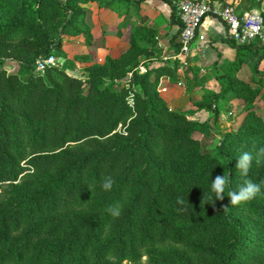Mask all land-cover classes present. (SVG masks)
Returning a JSON list of instances; mask_svg holds the SVG:
<instances>
[{"label": "trees", "instance_id": "trees-1", "mask_svg": "<svg viewBox=\"0 0 264 264\" xmlns=\"http://www.w3.org/2000/svg\"><path fill=\"white\" fill-rule=\"evenodd\" d=\"M87 1L0 0L8 7L0 13V264H136L143 256L148 264H264V161L246 178L236 168L243 152L264 146V123L251 110L264 82L236 75L248 54L264 57V43L228 38L235 58L193 113L238 97L247 114L207 149L209 122L170 109L157 90L161 76L179 79L181 62L138 69L141 57L161 53L147 25L131 30L120 56L86 65L85 78L66 65L34 71L39 58L65 55L63 35L91 40ZM165 1L177 14L179 0ZM263 1L239 0L238 8ZM6 59L25 75L8 72ZM217 175L230 180L223 200L211 191ZM106 176L115 181L108 192ZM244 179L261 193L231 205L229 191ZM117 206L114 218L108 209Z\"/></svg>", "mask_w": 264, "mask_h": 264}, {"label": "crops", "instance_id": "crops-1", "mask_svg": "<svg viewBox=\"0 0 264 264\" xmlns=\"http://www.w3.org/2000/svg\"><path fill=\"white\" fill-rule=\"evenodd\" d=\"M224 3H233L239 9L238 0H224ZM81 5L85 10V22L90 27L92 37L89 42H86L83 34L75 35L77 38H71L73 36L69 34L64 35L61 48L75 63L73 67L66 69L68 74H74L73 71H77L87 76L86 65L92 62L102 63L106 56L114 58L120 56L130 46L131 30L139 25H147L156 31V44L161 50L160 54L153 55L151 58H140L138 65L140 72L158 66L162 60L175 58L176 47H178L176 42L179 43V25L176 21L177 14L173 13L171 5L165 0H88ZM263 5L264 1L260 9L251 10L264 13ZM198 32L204 34L205 40L196 39L192 44L191 51L186 57V65L181 63L182 66L178 68L179 79L181 73L183 74V66L197 67L205 63L212 69L213 79L217 81L214 71L217 67L223 66L225 61H233L236 50L229 42L225 25L217 16H207L202 21ZM70 42L74 45L69 44ZM258 42H254L253 45L260 49ZM253 58L257 63L256 72L264 77V57L257 59L253 54L246 56L236 73L238 74L244 67V76L237 75L238 77L247 81L253 79L250 69L246 70L247 66L251 67L250 60ZM127 75L130 78L131 73ZM175 83L176 81L167 75L161 76L158 81L157 90L168 106L175 104L173 94L168 93ZM262 91H264V85ZM163 92L164 94H161ZM259 105L264 106V99H259Z\"/></svg>", "mask_w": 264, "mask_h": 264}, {"label": "rangeland", "instance_id": "rangeland-1", "mask_svg": "<svg viewBox=\"0 0 264 264\" xmlns=\"http://www.w3.org/2000/svg\"><path fill=\"white\" fill-rule=\"evenodd\" d=\"M103 1V0H102ZM239 3V0H238ZM220 4H225L224 0L220 2ZM8 7L6 6H0V13L7 10ZM264 10V5H263ZM239 10V9H238ZM73 37L71 38H77L75 35H71ZM64 38V35H63ZM258 42V44H263L264 42L260 38H256L251 43ZM73 42H70L69 44H72ZM236 43V42H235ZM66 43H64L65 45ZM74 45V43H73ZM64 52V51H63ZM65 55L62 56H55L54 57V64L58 66H68L69 68L73 67L74 60L72 58L70 59L66 52H64ZM247 53H245V56ZM250 54L247 55L250 56ZM254 58L250 60L251 67H246L247 69H250V73H252L253 79H249V82L254 85L255 80L257 78H261L264 82V77L259 76V74L256 72L257 69L254 68ZM227 63L228 61H225L223 66L217 67V69L214 71V74L216 73H223L227 69ZM245 66V65H244ZM4 67L8 72H18L21 76H24L23 70L19 67L18 63L15 62L12 59H6L4 61ZM216 68V67H215ZM183 74L181 73L180 78L183 80L182 86H173L171 90L168 91V93L173 94L174 96V105H170L169 108L176 111H190L188 113L189 119H197L199 121H208L211 125L214 133V138L209 139L208 141L204 142L203 147L204 148H210L217 144L220 137L229 132L236 130L240 124L243 122L247 110L243 107H241V104L243 103V100L238 97H233L232 99H226L222 98L220 99L217 104H213L211 107V110H202V111H196V113H193L194 110H196V102L201 99L202 94L204 93L205 89H211L217 91L220 88V85L217 81L213 79L212 69L207 64H203L200 66H193V65H187L183 66ZM244 67L241 71H239L238 76H244L243 71ZM37 73L43 72L42 69L35 68L34 70ZM82 71V68H81ZM74 74H69L81 78H85L86 75L84 73H77V71H73ZM237 73V71H236ZM263 87V86H262ZM161 94H164L161 93ZM167 95V94H166ZM260 95H258L253 100V106H252V112L256 116H258L264 123V106L259 105V99ZM262 99V98H261ZM119 131L122 130L121 127L118 128ZM132 264V263H131ZM136 264H148L147 257L143 256L141 257L140 261Z\"/></svg>", "mask_w": 264, "mask_h": 264}, {"label": "built area", "instance_id": "built-area-1", "mask_svg": "<svg viewBox=\"0 0 264 264\" xmlns=\"http://www.w3.org/2000/svg\"><path fill=\"white\" fill-rule=\"evenodd\" d=\"M176 10L182 27L179 33V50L174 57L185 65L195 40H205L204 34L199 33L198 29L209 15L217 16L223 22L227 37L237 44H249L256 38L264 39V15L258 11H240L233 3L220 4L209 0H179ZM51 64H54L52 55L39 58L36 68L44 70ZM183 84L181 78L175 83L177 86ZM128 102L132 105L131 96Z\"/></svg>", "mask_w": 264, "mask_h": 264}, {"label": "clouds", "instance_id": "clouds-1", "mask_svg": "<svg viewBox=\"0 0 264 264\" xmlns=\"http://www.w3.org/2000/svg\"><path fill=\"white\" fill-rule=\"evenodd\" d=\"M264 161V146L255 148L254 152H243L237 159L236 168L242 177H248L249 171L255 162L259 165ZM114 179L111 176H106L101 181V188L105 191H111ZM229 176L217 175L211 183V191L215 194V200H223L224 192L229 186ZM261 193L260 184L254 183L251 179H244L238 191H229L228 197L230 198L231 205H240L253 200ZM181 203L183 201H180ZM110 215L114 218L119 217L121 209L119 206L108 209ZM111 258V257H109Z\"/></svg>", "mask_w": 264, "mask_h": 264}, {"label": "water", "instance_id": "water-1", "mask_svg": "<svg viewBox=\"0 0 264 264\" xmlns=\"http://www.w3.org/2000/svg\"><path fill=\"white\" fill-rule=\"evenodd\" d=\"M128 78V75L125 76V80Z\"/></svg>", "mask_w": 264, "mask_h": 264}]
</instances>
